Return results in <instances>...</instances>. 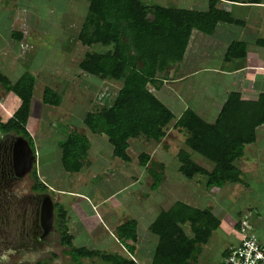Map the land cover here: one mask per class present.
Masks as SVG:
<instances>
[{"label":"trees","instance_id":"16d2710c","mask_svg":"<svg viewBox=\"0 0 264 264\" xmlns=\"http://www.w3.org/2000/svg\"><path fill=\"white\" fill-rule=\"evenodd\" d=\"M86 14L76 40L81 46L98 45L103 50L85 52L78 69L99 80L120 83L112 102L87 112L82 120L92 134H103L112 148V155L128 162V141L142 137L158 143L171 128L182 135L183 144L193 154L211 165L209 171L198 166L190 155L179 149L176 155L177 171L185 179L193 175L205 176V189H220L225 184L245 186L241 172L233 165L243 153L245 145L254 142V129L264 124V94L255 101H242L237 92H229L212 124H208L185 109L177 118L148 89H157L161 84L158 76L178 64L188 43L192 30L211 35L218 24L243 26L229 12L217 7L220 2L229 5H253L261 0H206L204 11L175 8L166 9L142 0H85ZM20 34H18L19 36ZM17 38V36H16ZM14 38V39H16ZM19 39V38H18ZM255 45L264 48V32L255 40ZM244 42L231 40L223 53L228 62L245 55ZM34 77L24 72L13 83L0 74V87L18 99V107L5 122L0 121V132L23 135L32 147L25 130ZM41 103L57 107L61 96L44 87ZM60 164L65 173H75L86 157L88 141L75 132L68 133L57 143ZM137 163L144 167L151 178L150 191H155L163 176V165L149 161L140 153ZM55 228L58 244L71 264L80 260H97L106 264H136L126 256L105 253L97 249L73 247L72 237L66 226V212L55 205ZM219 222L210 209L192 208L175 202L166 211H160L148 226L157 236L151 264H194L199 246L204 245ZM238 227V223L236 224ZM188 228L189 236L184 234ZM119 241H135V222L120 224L114 230ZM127 252L131 246L123 245ZM228 255L223 250L222 257ZM54 259L56 256L51 255ZM50 260L33 264H50Z\"/></svg>","mask_w":264,"mask_h":264},{"label":"crops","instance_id":"0c3cea01","mask_svg":"<svg viewBox=\"0 0 264 264\" xmlns=\"http://www.w3.org/2000/svg\"><path fill=\"white\" fill-rule=\"evenodd\" d=\"M190 2L191 10L204 11L207 8L206 0H190ZM217 7L221 10L229 12L235 19L242 20L244 23L243 26L218 24L211 35H203L195 30H192L181 61L178 64L169 67L161 75L158 76L161 84L157 89H154L150 86L148 87L150 92L166 108H168L176 118L185 109H189L204 122L212 124L217 117V114L226 98V95L229 92H237L239 95V99L242 101H255L259 94H264V48L258 47L254 43L255 40L260 38L264 32V0H261L259 4L253 5H229L225 2H220L217 4ZM163 8L175 9L176 7L173 5L164 6ZM237 8L243 9L245 11L244 16L238 17L239 13L237 11ZM13 16V11H3V13L0 12V74L5 78L8 77L9 79L7 78V80L11 83L13 78L10 77V74L13 73L14 70L13 58L15 57V55L16 57L26 55V53L30 50V48L24 46L20 38L14 39L12 34L14 30L19 28V26H17V28H14ZM228 29H235L236 37H233L232 39L230 37L223 36L222 32H227ZM231 40H237L245 43V55L242 58H236L226 62L221 56H223L225 48ZM216 48L220 49L218 55V58L220 59V66L216 67V64L207 65L206 63H202V65H200L201 60H205L206 58L210 59L209 56L212 55L210 54V51L215 50ZM205 50H207V52H205ZM4 60L5 63L8 64L7 66H5ZM28 68V71L32 73L33 77L35 74L34 78H37L33 67L28 66ZM24 72L25 70H21V73ZM18 78L19 77H17L16 80ZM52 80L54 84H48V86H46L45 84H43L44 86L40 85V89L42 88L43 90L44 87H47L52 91L60 94L61 104L65 100V96L62 95V89L66 88L67 85L63 84L60 89H57L55 87L57 85L55 79L52 78ZM33 88L35 90V84H33L32 91ZM7 95L9 97H12V99L16 101L12 103V101L10 100L11 98H5ZM39 99H41V95ZM37 101L39 102L40 106L44 108H57L60 106V104L57 107L46 106L42 104L40 100L37 99ZM76 102V100H73L72 104H75ZM5 104H12V109L7 108ZM31 106L32 105L29 102V111L28 118L25 123V130L32 142L31 136L33 135V133L37 132V136L40 135L39 137H41V133L45 130H43V123L41 124L42 121L33 123L32 120H30L29 114ZM17 107L18 99L13 94L4 91L0 87L1 122H3L2 119L9 118V116L16 110ZM53 112L54 115L52 116V120H54L56 116L55 109H53ZM87 112L89 111L85 110V113L82 117L75 119L76 115H74V113L72 112L69 113L67 111V114H65L64 117H70L68 118V120L72 121L73 124L67 123V126L68 129L69 126L70 128L73 126V130L67 129L65 136L70 132H75L79 135L85 136L88 141L89 147L86 152V157L81 160V168L79 169V171L69 174L75 175L76 184H79L83 180L89 183L96 195L97 200L95 203H93L92 206H90V209H93L92 211H94V213L96 214L97 223L102 227V230L104 231L103 235H106L108 238H110L113 244L110 249L106 247L102 248L101 251L110 254L115 253L123 257L126 256L136 264H151L153 250L157 244V236L149 231L148 226L152 223L155 217L150 222L146 223L144 228L137 229V226L140 225L138 222V220L140 219H138V217L144 218V210L145 213L151 210H147L146 208L147 206L149 208L151 204V200L149 197L157 195L156 193L159 191V195H161V198L163 197L162 199H166V205L163 206L159 210V212L166 211L170 206H172L173 203L177 201L182 202L192 208L205 209L198 207L199 203L197 199H194L193 196V199L190 198V201L186 200L188 193H190V189L197 190L193 184L194 182H198L196 179L197 174L193 175L190 179L182 178L187 182H183L184 180H182L181 182L170 181V178L166 177L164 171L166 158H169L170 161H174L177 163L176 167L173 165L174 169L176 168L177 173L178 161L176 155L179 149H183L185 152H187L190 155V159L203 169L209 171L211 165L201 157L193 154L187 147L184 146V144H181L182 147L176 149L174 145H168V134H171L173 132L178 134L176 130L171 128L170 125V127L165 132L164 137L158 143L145 139L148 142L150 141L149 143L152 144V148L149 152L144 153L149 157V161L161 163L163 165L164 172L158 188L155 191H150L149 187L152 183V180L146 173L144 167H140L138 165L137 157L139 154L137 155L135 151H133L132 153V161H134L132 165L138 168V170H134L133 173H131L130 169L126 165V163L130 161V157L127 153L129 145L126 149L128 162H124L118 158H115L112 155V148L107 142L106 137L103 134L90 133L83 125L82 120ZM71 115L74 117V119H71ZM75 122L76 125H74ZM48 127L46 126V128L51 129L50 125ZM32 137L35 138V136ZM58 137H61V135L53 138V141L56 142L54 147L58 150V153L55 152V155L61 167L59 161L60 150L58 149L57 143L63 140L64 137L62 136L61 140ZM171 137L172 136L169 137L170 140ZM261 138L263 139L264 144V124L254 129V142L252 144L245 145L241 157L233 162V165L241 172V175H249L250 173L251 175H253L252 172L256 170L258 165L257 161L259 159L257 160L255 158L258 153L263 156V159L261 161H264V146H261ZM135 143L136 142H133L132 144L133 148ZM92 144L93 147H91ZM156 147H159V149H161V152L156 150ZM169 154L170 157L168 156ZM193 155H195V157ZM54 162H56V159ZM48 166H51L50 163H48ZM64 176L65 174L60 175L59 170L55 169L53 166L50 167L49 172H45L44 175H41L42 180H53L51 182L56 187L58 186L57 184H59L60 186L61 184H65L66 177ZM173 176L175 178V172L173 173ZM205 179L206 177L202 176V180L204 181L203 186H201L202 191L216 190V194L219 197L218 201L223 200L224 194H229V196H231V192H234V188L232 186H238L239 188H241V191H238V193H240L242 197H245L244 200H246V203L244 204V206H241V204H239L235 213L236 220L230 218L232 215L229 212L226 214L225 211L219 210L214 214V210H212L211 206L206 207L210 209L211 214L216 217L219 222L218 227L215 229L216 231H226L229 233L231 232L230 237L232 236L231 230L235 229L237 233H235L234 240L230 239L231 241H228L229 238L225 237L224 240L222 239L219 242L216 241V252L213 253L212 260L210 259L207 263H205L204 251H211V249L208 248V241L212 237V233L215 231L214 230L211 233L208 241L204 245L199 246V251L194 258V264H218L222 257L223 250L237 245L240 238L239 228L241 224L244 225V229L247 234L254 236L257 240L264 243V180H244L245 186H240L237 184H225L220 189H205ZM142 183L144 187L148 189L147 191H132L133 187H137L140 189ZM109 184L114 186L113 190H110ZM60 186H58V188H60ZM196 186H198V184ZM252 186H255V188H253ZM125 188H128V191H125L123 195L119 196L120 194L118 192L124 190ZM238 193L234 192L232 194L236 195ZM69 195L77 196L79 194L70 192ZM115 196H118V199ZM110 200H113L112 206L107 205ZM235 200L237 201V198H235ZM57 203L59 204L60 201H58ZM120 210H124L126 214V216L122 219L119 218L118 214ZM158 213L154 216H157ZM227 217L229 218V220L227 219ZM133 218H135L136 220ZM129 220H133L135 222V241H118L114 236L115 228ZM241 220H243V223L240 224ZM69 221L71 220L66 217V224L69 223ZM112 221L113 223L111 224ZM237 223L238 227L236 225ZM91 232L93 233L94 231ZM184 234L189 236V231L186 226L184 227ZM125 244L128 245V247L129 245L131 246V251H126L127 248L125 247V249L123 247V245ZM60 252L62 254L63 249ZM89 261L94 263L92 260Z\"/></svg>","mask_w":264,"mask_h":264},{"label":"rangeland","instance_id":"374dc122","mask_svg":"<svg viewBox=\"0 0 264 264\" xmlns=\"http://www.w3.org/2000/svg\"><path fill=\"white\" fill-rule=\"evenodd\" d=\"M142 1L145 4H155L163 7L173 5L176 8L183 9H190L191 7L190 0ZM86 7L87 4L85 0H0V12L3 13V11H13L14 28H17V26H19V28H17L16 30L13 29V37L16 38L17 36V38H20L22 40L21 42H23L24 46L30 48L26 55H21V57H16L15 55V57L13 58L14 70L13 73L10 74V77L13 78L12 83L16 80L17 77L23 74L21 73V70H25L26 73L32 75V73L28 71V66L33 67V70L35 71L37 77L34 78L36 80V82L34 80L36 88L35 90L33 88L32 91V97L30 101V104L32 106L29 114V118L30 120H32L33 123H38L39 121H42L41 124L43 123L42 127L43 130H45L41 133V137H39L40 135L37 136V132L33 133L32 135L35 136V138L31 136L34 149L40 155V163L36 166L37 175L38 177H40L41 175H44L45 172H49L51 166L59 170L60 175L65 174V184H61V186L57 184L58 186H60V188H58V186L56 187L51 182L53 180L44 181L48 185H50L51 188L54 189L56 192H59L58 196H55V198L57 201H60L59 205L62 206L63 210L66 212V217L71 220L66 225L68 226V233H70V235L72 236V245L73 247H85L87 249L95 248L101 251L102 248L106 247L110 249L113 244L110 238H108L106 235H103L104 231L102 230V227L97 223L96 214L94 213V211H92L93 209H90V206H92L93 203H95L97 200L96 195L93 192V189L91 188L89 183L83 180L79 184H76L75 175L64 173L62 171L55 155V152L58 153V150L54 147L56 142L53 141V138L60 135L61 137L58 138L61 140L62 136H65L66 131L68 129L67 123H72V121L68 120V118L70 117H64V115L67 114V111L69 113H74V115H76L75 119L82 117L85 113V110L89 112L96 111L102 105L110 104L117 89L120 87L119 82L111 80H98V78L96 77L83 73L77 67L79 61L83 56V53L104 49L98 45H92L86 48L84 46H81L76 40V35L79 31L82 21L85 18ZM237 11L240 14H238V17L244 16L245 11L243 9L237 8ZM235 33V29H228L227 32H222V35L233 39V37H236ZM18 34L20 35L18 36ZM205 52H207V50H205ZM219 52L220 49L216 48L215 50L210 51V54H212L209 56L210 59H205L201 57L205 60H201L200 65H202V63H206L207 65L216 64V67H219ZM5 60L4 64L5 66H7L8 64L5 63ZM52 78L55 79V82L57 84L55 87L57 89H60L63 84L67 85L66 88L62 89V95L65 96V98L63 96L65 100L63 102L62 99L63 103H61L60 106L57 108H44L40 106L39 102L37 101V99L40 100L39 98L42 91V88L40 89V85L45 84L46 86H48V84H54ZM5 98H11L10 100L12 101V103L16 101L8 95ZM73 100H76L77 104H72ZM5 105L7 108L12 109V104ZM53 109H55L56 113L54 120H52V116L54 115ZM71 119H74V117L72 116ZM49 125L52 130L48 129ZM74 125H76V122L74 123ZM46 126L48 128H46ZM68 130H73V126L71 128L69 126ZM170 136H172L171 140L169 138ZM167 140V144L174 145L175 149L182 147V135L179 133L176 134L175 132H173L171 134H168ZM261 141V146H264L262 138ZM133 142H136L134 144V148L132 146ZM149 142L141 137L128 141L129 147L127 153L130 157V161L126 163V165L130 169L131 173H133L134 170H138V168L132 165L134 162L132 161L133 151H135L137 155L140 153L149 152L152 148V144ZM91 147H93V144ZM159 147H156V150L161 152V149H159ZM168 156L170 157V154ZM193 156L195 157V155ZM255 158L257 160L259 159L257 161L258 165L256 170L252 172L253 175H251V173L249 175H241L242 180H264V161H261L263 159V156L258 153ZM55 159L56 162H54ZM48 163H50L51 166H48ZM173 165L176 167L177 163L174 161H170L169 158H166V165L164 170L165 175L166 177L170 178V181L181 182L184 179H182L183 177L176 172V168L174 169ZM174 172L175 178L173 176ZM196 179L198 182H194L193 184L197 190L190 189V193H188L186 200L190 201V198H192L193 196L194 199H197L199 203V208H206L207 206H211L212 210H214V214L216 213V211L219 210L225 211L226 214L229 212L232 215L230 218L236 220L235 213L239 204H241V206H244V204L246 203V200H244L245 197H242V195L238 193V191H241V188H239L238 186H232L234 188L233 191L238 194H232L234 192H231V196H229V194H224L223 200L218 201L219 197L216 194V190L202 191L201 186H203L204 182L202 180V176L197 175ZM183 182L187 181L184 180ZM197 184L198 186H196ZM109 186L110 190H113L114 186L110 184ZM252 187L255 188V186ZM136 190L147 191L148 189H146L142 183L140 189L137 187L132 188L133 192ZM125 191H128V188L119 191V196L123 195ZM68 192L77 193L79 195H69ZM156 194L157 195L149 197L151 200V204L149 208L148 206L146 208L147 210H151L146 213L144 210V218L138 217V219H140L138 220L140 225L137 226V229L144 228L145 224L150 222L154 217H156L154 215H156L159 210L166 205L165 203H167V201L166 199H162L163 197L161 198V195H159V191ZM115 197L118 199V196ZM235 198H237V201L235 200ZM107 205L112 206L113 200H110ZM118 214L120 219L126 216L124 210H120ZM227 219L229 220L228 217ZM242 221L243 220L240 221V224L243 223ZM112 223L113 221L111 222V224ZM241 226L244 225L241 224ZM91 231L94 232L92 233ZM231 231V237V232H218L215 230L212 233V237L209 239L210 242L208 241V248L211 249V251H204L205 263H207L210 259L212 260V255L214 252H216V241L219 242L222 239L224 240L225 237L229 238L228 241H231L232 239L234 240L235 233L237 232L235 231V229ZM62 249L64 248L58 244V235L57 233H54V236L52 237L50 243L49 251L46 252L42 258L39 259L42 261L50 260V264H71L68 260V257L61 254L60 251ZM51 255L56 256V258L52 259ZM0 257H4V255L0 254ZM18 260H20V258H8L7 260L5 259V262H2L0 260V264H17ZM31 260L34 259H23L20 261H27L29 264H33V261ZM92 261L94 263L90 262L89 260H80L79 263L106 264L97 260Z\"/></svg>","mask_w":264,"mask_h":264},{"label":"flooded vegetation","instance_id":"af4514ba","mask_svg":"<svg viewBox=\"0 0 264 264\" xmlns=\"http://www.w3.org/2000/svg\"><path fill=\"white\" fill-rule=\"evenodd\" d=\"M8 119V118H7ZM2 119L3 122L7 120ZM1 121V120H0ZM29 141L13 132H0V260L17 257L20 260L42 261L49 251L55 228L56 192L37 175L40 155L34 149L35 161L28 162L23 144ZM52 184V183H51ZM46 197L52 203V221L46 226ZM18 260L17 264H29Z\"/></svg>","mask_w":264,"mask_h":264},{"label":"built area","instance_id":"2783aa9c","mask_svg":"<svg viewBox=\"0 0 264 264\" xmlns=\"http://www.w3.org/2000/svg\"><path fill=\"white\" fill-rule=\"evenodd\" d=\"M239 234L237 245L228 248L218 264H264V243L247 234L244 226L240 225Z\"/></svg>","mask_w":264,"mask_h":264},{"label":"water","instance_id":"95a60500","mask_svg":"<svg viewBox=\"0 0 264 264\" xmlns=\"http://www.w3.org/2000/svg\"><path fill=\"white\" fill-rule=\"evenodd\" d=\"M22 142H23V144H24V146H25V148H26V150L28 152V155H29L28 162L29 163L34 162L35 161L34 160L35 159V155L32 152V149L27 145L26 141L22 140ZM46 201H47V205H46V214H45V218H46V226H45V228L47 226H50V224H51V221H52V208H53L52 203L50 202L48 197H46Z\"/></svg>","mask_w":264,"mask_h":264}]
</instances>
